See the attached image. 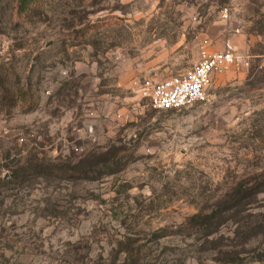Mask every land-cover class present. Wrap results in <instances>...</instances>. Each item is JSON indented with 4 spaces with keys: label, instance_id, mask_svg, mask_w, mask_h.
<instances>
[{
    "label": "rangeland",
    "instance_id": "rangeland-1",
    "mask_svg": "<svg viewBox=\"0 0 264 264\" xmlns=\"http://www.w3.org/2000/svg\"><path fill=\"white\" fill-rule=\"evenodd\" d=\"M0 264H264V0H0Z\"/></svg>",
    "mask_w": 264,
    "mask_h": 264
},
{
    "label": "built area",
    "instance_id": "built-area-1",
    "mask_svg": "<svg viewBox=\"0 0 264 264\" xmlns=\"http://www.w3.org/2000/svg\"><path fill=\"white\" fill-rule=\"evenodd\" d=\"M208 44L205 41L201 47L200 61L195 67L166 79H145L137 86L138 92L154 110L179 111L204 103L214 77L241 64L231 44L226 43L223 50L214 52Z\"/></svg>",
    "mask_w": 264,
    "mask_h": 264
},
{
    "label": "trees",
    "instance_id": "trees-1",
    "mask_svg": "<svg viewBox=\"0 0 264 264\" xmlns=\"http://www.w3.org/2000/svg\"><path fill=\"white\" fill-rule=\"evenodd\" d=\"M19 7H21V5L19 6ZM20 10H21V8H20ZM197 219H198V216H197ZM193 221H196V218L193 220ZM204 222V221H203ZM201 223H195V222H193V223H190V224H188L187 226H186V228H188V229H192V228H194V227H197V226H203V223L200 225Z\"/></svg>",
    "mask_w": 264,
    "mask_h": 264
}]
</instances>
